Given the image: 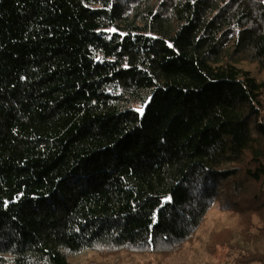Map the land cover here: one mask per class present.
<instances>
[{
    "label": "trees",
    "instance_id": "trees-1",
    "mask_svg": "<svg viewBox=\"0 0 264 264\" xmlns=\"http://www.w3.org/2000/svg\"><path fill=\"white\" fill-rule=\"evenodd\" d=\"M234 244L264 264V0H0V264Z\"/></svg>",
    "mask_w": 264,
    "mask_h": 264
},
{
    "label": "rangeland",
    "instance_id": "rangeland-1",
    "mask_svg": "<svg viewBox=\"0 0 264 264\" xmlns=\"http://www.w3.org/2000/svg\"><path fill=\"white\" fill-rule=\"evenodd\" d=\"M140 108V107H139ZM217 210L215 208L212 209V211L210 212L209 217L212 218L216 215ZM237 243V242H235ZM242 244H239V247ZM235 248V249H234ZM238 252V247H235V244L233 245V247H230L229 250L227 251V253H222L220 252L218 257H210L208 256V254L205 253V251L203 250V248H199V251L197 253H194L193 258L191 256V254L188 256V258H192L193 262H189L188 264H233L232 261V256L236 255ZM84 253H82L81 255H77L75 257L76 260H81L83 258ZM193 254V252H192ZM124 261L122 264H134V262H138V264H157L156 261H154L153 259L149 258V263H146L148 258L147 257H134V259H130V257H127L126 255H124L123 257Z\"/></svg>",
    "mask_w": 264,
    "mask_h": 264
},
{
    "label": "snow or ice",
    "instance_id": "snow-or-ice-1",
    "mask_svg": "<svg viewBox=\"0 0 264 264\" xmlns=\"http://www.w3.org/2000/svg\"><path fill=\"white\" fill-rule=\"evenodd\" d=\"M113 31H115V30H113ZM139 111L142 113L143 112V109H139ZM169 201H171V197H168L167 198Z\"/></svg>",
    "mask_w": 264,
    "mask_h": 264
}]
</instances>
